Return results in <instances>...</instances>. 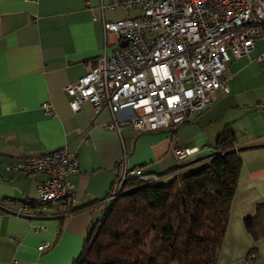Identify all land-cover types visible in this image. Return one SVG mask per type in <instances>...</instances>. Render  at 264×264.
Returning <instances> with one entry per match:
<instances>
[{
    "label": "crops",
    "instance_id": "1",
    "mask_svg": "<svg viewBox=\"0 0 264 264\" xmlns=\"http://www.w3.org/2000/svg\"><path fill=\"white\" fill-rule=\"evenodd\" d=\"M108 1L0 0V264H72L117 189L124 156L129 167L163 173L174 165V148L199 149L189 158L195 159L229 131L241 170L217 264H264V60L256 59L264 54V33L249 58L229 61L228 92H214L203 113L169 130L138 133L126 126L117 132L103 127L111 121L107 107L95 113L83 102L74 113L63 90L89 73L103 53L102 17L116 21L125 15L119 9L102 15L99 5ZM44 102L52 106L53 117L43 115ZM64 146L77 154L80 165L68 179L75 199L38 214L37 187L46 175L6 167ZM24 205L30 215L15 216ZM254 215L258 238L243 223Z\"/></svg>",
    "mask_w": 264,
    "mask_h": 264
},
{
    "label": "built area",
    "instance_id": "2",
    "mask_svg": "<svg viewBox=\"0 0 264 264\" xmlns=\"http://www.w3.org/2000/svg\"><path fill=\"white\" fill-rule=\"evenodd\" d=\"M115 9L135 11V15L116 21L102 17L103 53L89 73L63 90L74 113L83 102L95 113L107 107L111 121L103 127L117 132L126 126L138 133L169 130L203 113L214 92H228L229 61L249 58L264 32V0H109L99 5L102 15ZM92 20H97L94 14ZM109 36L115 42L109 43ZM256 59L264 60V54ZM41 109L44 116H54L48 102ZM121 112L128 114L120 116ZM199 153L197 148L171 152L177 165ZM121 166L117 189L106 202L116 199L127 177L156 179L139 167L127 166L126 156ZM6 170L46 175L37 187L38 214L53 203L75 199L68 179L80 165L77 154L67 152L65 146L26 155ZM26 208L30 207L24 205L14 215H30L24 212Z\"/></svg>",
    "mask_w": 264,
    "mask_h": 264
},
{
    "label": "trees",
    "instance_id": "3",
    "mask_svg": "<svg viewBox=\"0 0 264 264\" xmlns=\"http://www.w3.org/2000/svg\"><path fill=\"white\" fill-rule=\"evenodd\" d=\"M208 149L163 173L139 167L156 179L127 177L91 225L72 264H217L241 159L230 131ZM257 218L243 220L254 238Z\"/></svg>",
    "mask_w": 264,
    "mask_h": 264
},
{
    "label": "rangeland",
    "instance_id": "4",
    "mask_svg": "<svg viewBox=\"0 0 264 264\" xmlns=\"http://www.w3.org/2000/svg\"><path fill=\"white\" fill-rule=\"evenodd\" d=\"M135 15V11H130V12H125V15L123 16V19H126V18H130V17H133ZM264 33V32H263ZM232 60V59H231ZM229 73V74H228ZM226 72V77L227 76H229L231 73H230V71L229 72ZM212 97H213V95H212ZM190 125H193V126H195V127H199V124H197V123H195V122H192V123H189ZM188 124V125H189ZM208 133V132H207ZM207 133H206V135H207ZM210 142H213V141H210ZM214 143V142H213ZM206 145H207V143H206ZM208 146V145H207ZM210 147H212L213 145H209ZM198 156H195V158H197ZM102 217V215H99V218H101Z\"/></svg>",
    "mask_w": 264,
    "mask_h": 264
}]
</instances>
